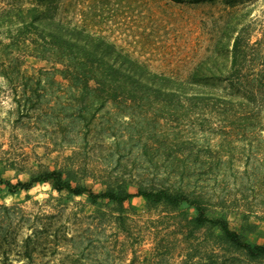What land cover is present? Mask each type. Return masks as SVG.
<instances>
[{"label": "rangeland", "instance_id": "374dc122", "mask_svg": "<svg viewBox=\"0 0 264 264\" xmlns=\"http://www.w3.org/2000/svg\"><path fill=\"white\" fill-rule=\"evenodd\" d=\"M28 2L0 0V12ZM54 18L111 43L114 57L178 80L170 89L217 98L227 88L236 31L250 19L264 21V0H58ZM25 63L50 67L31 57ZM192 77L197 84L187 83ZM215 98L181 107H94L91 134L60 147L52 143L59 130L22 125L0 78V205L9 209H0L7 237L0 264H264L218 229L197 228L186 203L117 204L57 192L50 183L16 193L5 185L59 170L73 187L94 193L167 189L202 196L211 218L224 217L244 242L264 245V111L263 128L232 123Z\"/></svg>", "mask_w": 264, "mask_h": 264}, {"label": "trees", "instance_id": "16d2710c", "mask_svg": "<svg viewBox=\"0 0 264 264\" xmlns=\"http://www.w3.org/2000/svg\"><path fill=\"white\" fill-rule=\"evenodd\" d=\"M171 1L180 3L183 0ZM190 1L198 4L215 0ZM57 2L30 0L26 6L12 4L9 10L0 12V78L12 94L15 116L26 121L22 125L34 122L33 126L39 132L48 128L59 130L62 136L52 143L73 147L81 143L85 135L91 134L89 120L92 114L89 110L94 107L139 108L151 103L181 107L184 103L193 106L214 100L215 97H210L214 94L170 89L166 85L178 83V80L150 74L128 56L116 54L114 57L117 51L111 43L55 20ZM28 57L50 67L28 69L25 63ZM229 58V68L224 76L227 88L215 100L221 103L224 116L232 123L258 124L263 128L264 21L256 18L242 23L233 38ZM197 82L192 77L187 83ZM109 131L105 130L107 137ZM192 175L188 174L190 179ZM37 183H50L57 192L66 191L76 196L86 194L93 201L107 199L123 204L132 198H143L147 202L173 207L186 203L196 211L193 222L197 228L218 229L225 241L245 251L249 258L264 257V245L244 242L224 217L211 218L204 205L207 200L202 196L190 198L183 192L171 193L167 189H139L135 194L94 193L85 187H73L59 170L43 171L27 182H5V185L11 193H16L28 191ZM0 209L9 212L6 206L0 205ZM6 238L0 230V250L5 248ZM28 247H24L27 258Z\"/></svg>", "mask_w": 264, "mask_h": 264}]
</instances>
